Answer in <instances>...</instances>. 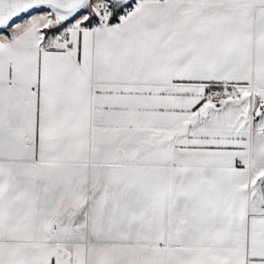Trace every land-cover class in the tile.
Listing matches in <instances>:
<instances>
[{
  "label": "snow or ice",
  "instance_id": "1",
  "mask_svg": "<svg viewBox=\"0 0 264 264\" xmlns=\"http://www.w3.org/2000/svg\"><path fill=\"white\" fill-rule=\"evenodd\" d=\"M0 264H264V0H0Z\"/></svg>",
  "mask_w": 264,
  "mask_h": 264
}]
</instances>
